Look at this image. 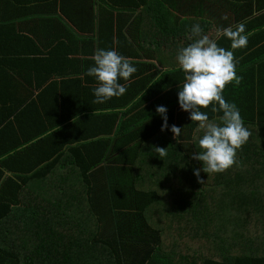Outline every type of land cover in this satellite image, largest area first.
I'll use <instances>...</instances> for the list:
<instances>
[{"label": "trees", "instance_id": "1", "mask_svg": "<svg viewBox=\"0 0 264 264\" xmlns=\"http://www.w3.org/2000/svg\"><path fill=\"white\" fill-rule=\"evenodd\" d=\"M106 2L112 20L109 38L81 41L115 49L131 60L143 57L148 61L136 66V76L141 71L143 77L128 85L123 96L96 104L97 81L86 74L94 62L85 65L79 75L85 83H73L90 96L88 109L102 112L86 118L93 133L81 131L85 120L52 126L35 137L44 138L32 137L20 141L15 151L0 152L9 161L23 154L20 146L34 141L30 146L44 154L32 165H0V264H264V0H170L167 6L158 0H96V9ZM60 10L71 16L74 5L69 2ZM177 16L193 20L182 22ZM169 17L174 21L167 22ZM241 23L251 36L246 47L233 50L216 30ZM196 24L218 46L234 52L236 74L242 77L239 85L233 81L225 87L223 97L237 106L251 136L237 150V163L222 173L206 172V165L192 159L202 151L198 141L204 130L178 102L184 73L177 55L193 42ZM70 38L56 40L46 59L36 62L47 72L54 67L50 75L56 72L60 78L40 86L44 91L37 101L48 99L46 92L72 88L61 78L71 74L67 57L78 53ZM27 40L41 46L37 38ZM133 46L143 56L134 55ZM62 48L67 50L63 54ZM90 78L94 82L88 83ZM60 101V114L74 103ZM8 104V112L18 116L49 114L46 108L37 110L31 97L0 100V110ZM158 106L167 109L164 131ZM213 106L218 107L201 111L219 122L222 112L213 113ZM172 125L181 128L178 137H173ZM155 147L167 148V155L159 156ZM197 169L203 184L194 175ZM163 184L170 185L168 200L159 194ZM77 230L79 239H68Z\"/></svg>", "mask_w": 264, "mask_h": 264}, {"label": "crops", "instance_id": "2", "mask_svg": "<svg viewBox=\"0 0 264 264\" xmlns=\"http://www.w3.org/2000/svg\"><path fill=\"white\" fill-rule=\"evenodd\" d=\"M65 1V3H62L61 0H0V100L11 101L18 98L31 97L36 104L37 110L41 111L43 108L49 110V114L41 118L36 116L35 113L34 119L29 118L27 115L18 116L19 114L17 113H9V104L5 107V110H0V133L3 134L0 135L3 138L2 145L0 144V152L13 148L15 151L16 148L14 146L18 145L20 141L32 137V139H35L39 133L52 126H64L71 123L78 125V121L85 120L86 126L81 131L86 136L94 131L93 125L89 124L86 119L87 117L90 119L94 115L93 108L88 109L89 104L92 106V102H89L90 96L83 95V89L79 90L73 82H79L81 79V83H85L83 78L79 76L80 72L85 65L93 63L91 57L98 48L95 45L93 46V44L88 46L81 40L100 38L107 40L109 38L112 20L109 11L104 9V5H109V3H104L101 9L97 10L96 0ZM113 1L117 4H127V1L130 0ZM169 1L158 0V4L167 6L170 4ZM69 2L74 5V13L71 16H64L60 7H66ZM261 15H264V11ZM174 17H169L170 19L167 18L166 21L173 22ZM177 17H180L182 22L190 23L193 20L191 17L188 19L181 16ZM124 19L127 18L124 16L122 20ZM154 21H157V16L154 17ZM174 29L173 26L172 32H174ZM123 33L125 37L126 27ZM33 38L39 39L41 46L35 47L27 40H33ZM63 38H70L71 45L77 47V51L80 53V55L73 53L66 59L69 61V64H67L69 73L72 74L76 69L78 70L75 77H72L71 74L68 76L62 75L64 76L62 77L59 74L63 81L72 85V88L46 92L45 95L49 98L44 101H37L38 95L44 91L40 86H47L50 83L47 82L48 79L52 81L57 78V82H59L60 78L56 72L55 75H50L54 67L47 72L46 70L49 69L45 65L41 66L36 62L45 60L46 57L44 55L52 52L48 53V50L56 45L54 42ZM105 40L103 46H105ZM131 48L129 49L134 51V55L143 56L141 52L137 53L135 46ZM65 51L67 50H64V48L60 50L62 54ZM152 51L155 52V49L152 48ZM52 60L56 64L57 59L53 57ZM77 61L79 62L78 65ZM144 61L148 60H144L143 57L131 60L133 65L135 67L138 65L139 68L145 64ZM136 74L137 71L129 81H126L125 84L127 86L143 77L141 71H139L138 76ZM87 82L91 83L94 80L90 78ZM60 99L74 102L67 107L64 114L59 112L61 108ZM85 105L86 110L83 108ZM41 138H44V135L34 141ZM34 141L28 146H20L19 151L22 150L21 153L23 154L16 156L14 159L10 157L9 161L13 163H9L7 155L0 156V165L16 163L15 165L24 166L25 164H35L40 159L38 155L44 154L37 145L30 146ZM52 148L49 152L45 149L47 156ZM14 153L12 155H15ZM50 158L52 159L53 156ZM39 192H43V189L38 190L36 193Z\"/></svg>", "mask_w": 264, "mask_h": 264}, {"label": "clouds", "instance_id": "3", "mask_svg": "<svg viewBox=\"0 0 264 264\" xmlns=\"http://www.w3.org/2000/svg\"><path fill=\"white\" fill-rule=\"evenodd\" d=\"M227 19V17H225ZM217 37H226L231 42V49H240L247 46L248 36L243 23L235 28H217ZM192 43L180 49L177 62L184 73V83L178 91L179 107L182 111L190 113V120L198 122L200 129L204 130L199 139V148L202 150L192 159L206 165L204 171L209 173H222L237 163L236 154L250 138L251 133L244 126L239 109L234 103L227 102L223 97L225 87L235 81L241 83L242 77L236 74V59L234 52L218 46L215 39L202 33L199 24L191 28ZM114 43L119 41L114 38ZM94 66L87 70V75L94 77L97 86L94 88V103L104 104L113 97L123 96L127 92V84L137 68L131 58L121 55L115 49L97 48L92 55ZM143 92L138 97L141 99ZM213 106V113L222 112L219 122L210 120L209 115L201 109ZM157 114L163 119L161 131L168 128L167 109L164 106L156 108ZM102 114L101 111L93 113ZM58 129L56 128L55 131ZM170 131L173 137H178L181 128L172 125ZM159 156L167 155V148L155 147ZM200 169L194 171L199 180Z\"/></svg>", "mask_w": 264, "mask_h": 264}, {"label": "rangeland", "instance_id": "4", "mask_svg": "<svg viewBox=\"0 0 264 264\" xmlns=\"http://www.w3.org/2000/svg\"><path fill=\"white\" fill-rule=\"evenodd\" d=\"M73 179V181L75 180L74 178H72ZM174 186V188L177 186V184H174L173 185ZM170 185H164L163 184V186L161 187V189H160V191H159V194L162 196V197H166L165 199L166 200H168L169 199V196H170ZM38 194V193H37ZM188 199V198H187ZM178 201H180L179 199H178ZM164 202V201H163ZM162 202V203H163ZM165 208V206L163 205V209ZM159 209L161 210L162 209V206H159ZM163 214L161 213V214H159V216L157 217L158 219L162 216ZM161 219V218H160ZM68 239H70V240H75V239H79V233H78V230L77 231H75L74 233H72V234H70L69 236H68Z\"/></svg>", "mask_w": 264, "mask_h": 264}]
</instances>
